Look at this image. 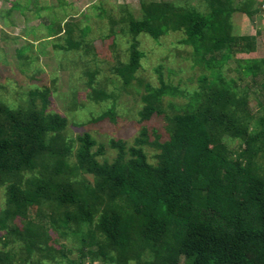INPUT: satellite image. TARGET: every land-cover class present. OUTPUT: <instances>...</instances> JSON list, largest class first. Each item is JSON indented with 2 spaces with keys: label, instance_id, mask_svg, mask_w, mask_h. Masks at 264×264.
<instances>
[{
  "label": "trees",
  "instance_id": "1",
  "mask_svg": "<svg viewBox=\"0 0 264 264\" xmlns=\"http://www.w3.org/2000/svg\"><path fill=\"white\" fill-rule=\"evenodd\" d=\"M256 1L202 0V11L187 2L141 0L142 17L126 22L128 63L113 69L121 89L140 67V35L157 40L182 32L181 43L191 48L201 76L189 95L161 80L157 89L146 86L140 120L163 116L168 139L160 142L153 130L150 142L142 129L130 148L110 141L116 154L111 163L99 161L105 147L87 134L76 139L70 161L66 119L46 112L49 89L29 90L27 107L0 98V189L7 196L0 211V264H26L35 256L66 264H264V60H236V68L227 71L236 78L225 71L237 54L255 52V38L234 36L231 21L237 14L249 19L260 14L262 3ZM28 4L41 16L53 12L56 26L55 8L33 0H16L5 14L24 15ZM53 27L50 32L58 35L60 28ZM66 27L67 47L58 45L64 52L81 45L72 40L71 24ZM28 48L17 57L29 61ZM95 71H88L90 81ZM91 90L96 98L105 97ZM166 97L187 103H169L174 114L168 116L162 110ZM113 115L109 110L97 120ZM234 142L236 151L229 149ZM150 147L158 151L153 164L145 151ZM47 229L78 249L57 247ZM9 241L17 246L10 252ZM76 253L80 258L72 263L69 257Z\"/></svg>",
  "mask_w": 264,
  "mask_h": 264
},
{
  "label": "rangeland",
  "instance_id": "2",
  "mask_svg": "<svg viewBox=\"0 0 264 264\" xmlns=\"http://www.w3.org/2000/svg\"><path fill=\"white\" fill-rule=\"evenodd\" d=\"M15 1L0 0V98L4 103L14 107H27L26 94L29 90L49 89L50 103L46 112L58 114L66 119L63 135L67 142H71L73 148L71 162H74L73 156L78 148L76 139L86 134L105 147V156L99 158V161L106 160L109 163L116 157L115 152L108 148L110 141H121L130 148L142 129L150 133V142L154 141L151 135L153 130L156 131L160 142L168 139L163 116L159 118L155 116L148 122H141L138 113L143 107L141 98L147 94L146 86L157 89L161 80L166 86L186 91V95L198 87L197 80L201 76V69L194 66L191 48L181 43L184 38L182 32H170L157 40L148 35H140L137 38L138 50L143 55L140 67L130 86L122 90L120 77L113 69L119 63H128L131 36L126 34V22L129 16L134 19L142 17L141 0H33L47 8H55V15L59 19L55 21L54 27V13L45 10L41 16L39 14L41 11L36 13L31 10L32 4L27 5L30 12H25L24 15L17 11L6 15V11ZM18 1L25 3L26 0ZM144 1L167 2L175 6L187 2L202 11L204 8L202 0ZM60 2L62 4L58 7ZM256 2L262 3L260 14L252 19L237 14L231 21L234 36L255 38V52L247 56L237 54L227 63L226 73L229 69L236 68V60H264V0ZM67 23L71 24L73 30L72 40L81 42V45L77 49L64 52L59 50V46L67 47L63 33V30H67ZM51 27L53 29L59 27L61 31L56 35L58 31L51 33ZM77 28L86 31L81 35ZM26 46L29 47L26 52L30 57L29 61L17 57V52ZM87 47L90 49L87 50ZM19 62H23L24 65H20ZM95 68L96 75L90 81L87 73ZM227 74L236 78L234 74ZM89 81L91 86L88 84ZM92 88L105 97L96 98ZM169 103L184 106L187 100L164 98L162 110L171 116L174 112L167 109ZM109 110L113 111L112 118L97 120ZM257 111L256 105L251 103L250 114L256 117ZM238 146L239 143L234 142L230 144L229 149L236 151ZM145 151L150 163L153 164L152 156L158 151L151 147ZM26 178L29 179L30 175ZM6 200V190L1 188L0 211L5 210ZM43 212L44 210L40 209L38 214L41 215ZM17 223L22 225L20 222ZM47 232L53 241H57V244L54 243L57 247L65 246L74 251L78 249V245L74 246L70 240L58 236L53 230ZM9 245L6 251L10 252L17 248L12 245V241H9ZM2 249L3 244L0 243V251ZM22 255L23 253L20 254ZM79 258V254L76 253L70 256L69 260L77 263ZM15 264L21 263L16 261ZM26 264L66 262L35 256Z\"/></svg>",
  "mask_w": 264,
  "mask_h": 264
}]
</instances>
